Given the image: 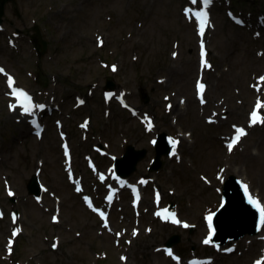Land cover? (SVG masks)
Returning a JSON list of instances; mask_svg holds the SVG:
<instances>
[{
    "label": "rangeland",
    "instance_id": "374dc122",
    "mask_svg": "<svg viewBox=\"0 0 264 264\" xmlns=\"http://www.w3.org/2000/svg\"><path fill=\"white\" fill-rule=\"evenodd\" d=\"M220 1L224 3L213 10L209 40L216 71L206 75L212 108L200 106L195 98L196 28L182 12L189 0H12L7 5L0 32V65L15 75L19 86L34 92L37 103H54L58 109L46 119L44 138L32 136L25 128L27 118L18 124L19 116L10 114L13 102L6 94L5 77L0 76V205L6 214L0 219V264H173L155 249L175 234L182 237L176 249L184 260L192 256L194 247L198 256H209L211 250L201 245L206 233L203 215L219 205L215 188L222 184L216 177L218 173L223 178L242 177L264 203V125L253 128L243 148L231 156L225 153L223 139L231 130L216 125L225 115L229 124L246 123L257 99L250 88L253 76L264 73V55H257L260 50L264 52V42H254L251 32L227 19L225 11L232 0ZM234 3L237 14L244 9L256 17L264 13V0ZM34 26L39 27L49 45L50 52L42 59L30 41ZM17 30L27 36L19 40ZM100 38L104 42L101 48ZM10 41L15 45L11 46ZM173 53H179L177 59ZM111 65L117 70L111 71ZM37 73L46 87L35 81ZM107 81L117 84L118 93H126L130 105L155 117L158 131L177 138L181 130L191 134L180 138L182 161H163L161 173L152 177L165 203L179 205L182 221L195 225L192 235L182 227L158 223L149 215V209L144 210L142 224L137 226L131 208L121 205L124 217L119 219L116 207L113 221V228L123 234L118 239L97 224L80 196L74 194L63 168L56 120L62 121L63 131L73 143L78 170L86 167L84 155L93 158L92 145L110 144L118 154L127 143L145 149L147 156L138 173H144L149 158L155 155L148 145L152 135L144 134L143 127L116 105L115 98L110 103L104 101ZM144 94L149 97L146 105ZM76 96H84L86 106L78 108ZM180 97L186 103L182 110L177 106ZM169 105L173 106L170 115ZM225 107H230L232 113ZM85 119L89 122L84 123ZM211 119L214 123H209ZM81 124H87L86 129ZM104 160L105 168L109 161ZM38 161L43 162L41 179L49 189L42 205L32 200L26 189ZM200 174L210 183L202 182ZM4 182L16 191L14 205L7 198ZM54 197L61 200L59 223L53 222ZM13 209L19 211L16 223L10 220ZM13 228L21 230L16 239L11 236ZM251 242L247 240L244 248L248 249ZM257 254L258 247H254L253 253L223 256L216 264H250Z\"/></svg>",
    "mask_w": 264,
    "mask_h": 264
},
{
    "label": "snow or ice",
    "instance_id": "6c2138e0",
    "mask_svg": "<svg viewBox=\"0 0 264 264\" xmlns=\"http://www.w3.org/2000/svg\"><path fill=\"white\" fill-rule=\"evenodd\" d=\"M191 3L193 5H195L197 3V0H191ZM210 3H211V0H203V4L205 6L209 5ZM185 15L189 19H191L194 16L196 21L198 22V34L201 37V42H200V47L202 50L201 55H202V57H206L207 53H206V51H204V43H203L202 38L205 34L206 26L209 23L208 11L205 8V10H203V11L193 12V9L191 7H189V8L185 9ZM99 43L101 46L103 45L104 42H103L102 38H100ZM202 64H203V67L208 68V69H211V67H212V65L207 61V59H203ZM112 70L116 71L117 69L115 66H113ZM0 74H4L5 76H7V85L11 90L10 96L12 98H14V100H15V103H12L9 105L10 110L16 111L17 108H19L21 110V113L24 114L25 116H35L37 109H39V110L44 109L43 104L34 103L33 97L27 91L15 86L14 78L12 76H10L5 71V69L3 67H0ZM258 79H259V83L261 85H264V76H261ZM195 87H196V91H197V95L199 97L200 103L201 104L206 103V100H205L206 84L204 82H202V80L197 81ZM253 87L256 88V90L258 92L260 91V88L257 85H253ZM109 97H111V94H109ZM80 104H84V100H80ZM124 107L127 108L129 106L127 104H124ZM261 108H264V103L257 101L256 109L250 115V126H255L257 124L264 125V116L260 115V109ZM169 109H171V105H169ZM31 122L33 124H35L36 127H39V124L35 120H32ZM209 122L213 123L214 121L209 120ZM83 126L87 127V124H85ZM148 128H149V130H151V128H152V124L150 121L148 123ZM233 128L235 129L236 134L227 143V150L229 152H231L233 150L234 146L240 142L242 137L247 135V131L245 128L237 127L236 125H233ZM153 143H155V141H153ZM171 143L174 146L173 155H176L175 146L179 145L180 141L179 140H173V141H171ZM63 150H64L65 156L68 157L69 165H68L67 171H68L69 178L71 179L72 175H73L72 174V168H71V155H70V150H69V146L67 143H64ZM113 159H115V157H113ZM100 179L104 180V176L101 175ZM117 179H119V177H117ZM220 179L222 180L223 177L221 176ZM141 183H147V182L141 181ZM242 184H243L244 192L247 195L248 203L253 205L258 210L259 217H260V227L264 228V203H261V201L258 198L253 197L252 193L249 190L248 184L243 183V182H242ZM44 190L47 191V189H44ZM75 191L78 193L82 191V188L79 186V184H76ZM8 195L14 196L15 193H13L11 191V189L9 188L8 189ZM83 199L87 203L88 207L92 209L93 212H99V215L104 219V226L107 228L108 224H107V217L105 216V213L103 211H100L99 209L93 207L92 201L88 196H84ZM137 199H139V193H137ZM108 200L111 201L112 196H108ZM159 200H160V194L157 192L156 193L157 204H159ZM156 215L161 217L165 221H171V223H173L175 225H181L184 228L190 227V225L188 223L183 222L180 219H178L177 214L175 212H170L168 209H164L163 211H158V212H156ZM215 215L216 214L214 212H209V214L206 216V221H207L206 227L209 230V234H208L207 238L204 239V241H203V243L205 245L212 244L213 243V237L216 235L217 226L214 224V216ZM2 216H3V213L0 212V218H2ZM12 219L14 222L16 221V215L15 214H13ZM53 221L56 223H59L58 215L53 216ZM20 231H21L20 229H16L13 232V236L18 235ZM149 231H151V230L149 229ZM135 234H138V232ZM56 246H58V245H53V247H56ZM216 247L219 248L218 245ZM228 251H231V249H228ZM8 252L9 253L12 252V242L11 241H9ZM167 254L170 257H172V259L176 260L177 264H179L180 257L175 256L173 254V250L171 248L167 249ZM124 259H126V258H124ZM194 264H196V262H194ZM255 264H264V259L257 260L255 262Z\"/></svg>",
    "mask_w": 264,
    "mask_h": 264
},
{
    "label": "water",
    "instance_id": "95a60500",
    "mask_svg": "<svg viewBox=\"0 0 264 264\" xmlns=\"http://www.w3.org/2000/svg\"><path fill=\"white\" fill-rule=\"evenodd\" d=\"M8 0H0V22H1V17L4 14V6L7 3ZM159 152V157L158 161L155 165V168H158L161 166L160 162V156L164 152L163 151V146L162 142L159 145L158 148ZM130 157V152L127 154V157L124 160L120 161V171L122 172L121 174L124 175V168L122 166V162L128 160ZM138 160V159H137ZM136 160V162H137ZM127 174H130L128 172ZM231 180H234L232 177ZM228 188H230V191L228 192V199L229 203L227 204L228 206L223 210V212L218 216L217 218V226L219 230L227 232V231H232L234 234L232 235L231 238H238L243 236L249 231H252L254 223L256 221V215L252 213L245 205L243 202V199L241 198V195L239 194V187L236 186L235 182L230 183L228 185ZM30 192L31 193H38V188L36 186V180L33 179L30 184ZM247 219L250 223V226L248 228H243L241 227V222L245 221ZM179 241V238H176L174 240H171L169 244H174ZM226 241L225 239H222V242Z\"/></svg>",
    "mask_w": 264,
    "mask_h": 264
},
{
    "label": "bare ground",
    "instance_id": "6f19581e",
    "mask_svg": "<svg viewBox=\"0 0 264 264\" xmlns=\"http://www.w3.org/2000/svg\"><path fill=\"white\" fill-rule=\"evenodd\" d=\"M171 71H172V70H171ZM236 111H237V109H234V110H233L234 115L236 114Z\"/></svg>",
    "mask_w": 264,
    "mask_h": 264
}]
</instances>
